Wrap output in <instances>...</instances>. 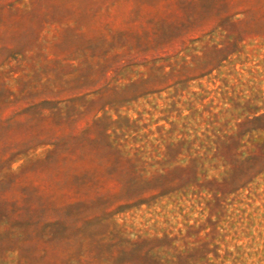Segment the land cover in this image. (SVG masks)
I'll use <instances>...</instances> for the list:
<instances>
[{
    "label": "rangeland",
    "instance_id": "374dc122",
    "mask_svg": "<svg viewBox=\"0 0 264 264\" xmlns=\"http://www.w3.org/2000/svg\"><path fill=\"white\" fill-rule=\"evenodd\" d=\"M252 112L264 0H0V167L41 160L0 181V264H264V158L211 159L264 146Z\"/></svg>",
    "mask_w": 264,
    "mask_h": 264
},
{
    "label": "trees",
    "instance_id": "16d2710c",
    "mask_svg": "<svg viewBox=\"0 0 264 264\" xmlns=\"http://www.w3.org/2000/svg\"><path fill=\"white\" fill-rule=\"evenodd\" d=\"M211 69L212 67H209L204 70L208 72ZM68 102L71 103L73 101L68 100ZM73 105L74 104H69V106H73ZM54 110L57 112H61V109L59 107H54ZM254 113L255 112L246 114V116H251V117L245 118V122L247 123H250L253 121L261 122L262 120H264V113L260 115L258 114L253 115ZM212 117L213 119H215L214 114L212 115ZM220 137L221 136L219 135L218 137H216V145L215 147L212 148L211 159L222 163L220 164V166L227 168L223 171L222 175L225 178H223L222 180H225L227 176L230 177L228 172L231 171V172H235V174L230 179L236 182L237 184H239V182H241L243 178H245V176L247 177L251 175L255 170H257L256 168L259 165V162L262 160V158H264V146L262 143L261 144L258 143L257 145L254 146V149L246 148L243 150H239L237 147L233 149L231 145H229L228 142L226 141L221 140L218 143L217 141L220 139ZM224 137L225 136H223L222 139H224ZM22 153H24L25 155V152H22ZM16 160L17 159L7 162L6 167H4L5 165H3L5 164V162L2 164V166L0 167V181H4V182L12 181L13 178L20 175L21 172H25V171L27 172L28 170H32V168L34 167V164H38L41 162V160L38 158L26 157L25 159L22 160L21 164H19L15 168V170L10 171V168H9L10 164L12 162H15ZM77 205L78 203L76 201H71V202L61 203V204L53 206L51 215H49V217H47L44 221V225L48 226L50 229L49 237H54L56 235V231L59 230V227L61 229H66V226H67L66 218L70 219L75 216V211L77 210L75 209V207ZM2 211L3 212L5 211L3 209H1L0 211V214L4 217L5 215L3 214ZM105 213H107L106 210H103V214ZM13 222H16V221H13ZM5 230L7 229L6 228L3 229V231Z\"/></svg>",
    "mask_w": 264,
    "mask_h": 264
}]
</instances>
